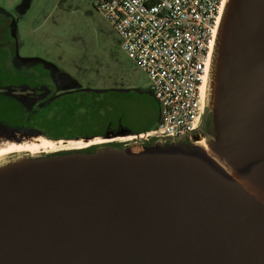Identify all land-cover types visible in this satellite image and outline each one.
Instances as JSON below:
<instances>
[{"label":"water","instance_id":"water-1","mask_svg":"<svg viewBox=\"0 0 264 264\" xmlns=\"http://www.w3.org/2000/svg\"><path fill=\"white\" fill-rule=\"evenodd\" d=\"M205 101L211 137L1 159L0 264H264V0H226Z\"/></svg>","mask_w":264,"mask_h":264},{"label":"rangeland","instance_id":"rangeland-1","mask_svg":"<svg viewBox=\"0 0 264 264\" xmlns=\"http://www.w3.org/2000/svg\"><path fill=\"white\" fill-rule=\"evenodd\" d=\"M94 3L95 0H0L1 80L7 66L16 63H25L32 72L48 73V78L59 86L53 99L61 111L56 115L52 111L44 113L47 119H55L49 124L32 120L27 124L32 130L14 132L0 124V148L21 144L40 131L64 137L63 131L94 135L110 127L132 130L143 123L156 124L158 106L149 93V77L125 53L121 38ZM91 90L104 92L93 94ZM36 97L25 86L0 87V122L24 121L30 111L22 115L20 99L37 102V106L43 104L45 97ZM52 97L53 94L49 96ZM143 111L151 112L149 119H143ZM134 134L137 133L98 137L118 142Z\"/></svg>","mask_w":264,"mask_h":264},{"label":"built area","instance_id":"built-area-1","mask_svg":"<svg viewBox=\"0 0 264 264\" xmlns=\"http://www.w3.org/2000/svg\"><path fill=\"white\" fill-rule=\"evenodd\" d=\"M226 0H95L149 77L158 119L130 141L201 136L212 52ZM130 137V138H131ZM201 138V137H200Z\"/></svg>","mask_w":264,"mask_h":264},{"label":"flooded vegetation","instance_id":"flooded-vegetation-1","mask_svg":"<svg viewBox=\"0 0 264 264\" xmlns=\"http://www.w3.org/2000/svg\"><path fill=\"white\" fill-rule=\"evenodd\" d=\"M6 71L7 72L5 73L4 81H2L0 78V87L4 86L6 88H13V87L32 86V85L28 84L29 82L33 83V85H37V86L47 85V86L52 87V89H53V91L51 92V94H49V96L53 94V98L55 99V97H56L55 93H56L57 89L59 88V86L54 84L52 79L48 78V75H49L48 73H46L44 71H43L44 73L40 72V71H38V72L37 71H35V72L29 71V69H26L25 63H22V64L16 63L13 65H8ZM0 77H1V74H0ZM44 80H45V82L42 83V81H44ZM90 92L93 94H99V93H102L104 91L91 90ZM153 99H154V97H153ZM155 102H156V100H155ZM156 105L158 106L157 102H156ZM150 113H151L150 111H143L142 112L143 119H146V118L149 119ZM209 117H210V114L206 110L205 115H204V121H203L202 129H203V131L207 137L212 136V128H211ZM1 124L4 125L8 129H14V132L17 131L16 129H20V128H14L13 126H10V125H6L5 123H1ZM153 124L150 122L149 123H143L139 127L133 128L132 130H128L127 128L116 129V128L110 127L108 129H106V131H103L100 134H94V135H80V134H76V133H69L67 131H63L61 133V136H64V137H57L54 134L48 133L47 131H42V133H39V134L47 137L48 139L65 140L66 141V140L78 139L81 137H85V138H87V137H98V136L107 137V136H112V135L120 136L123 133H136L137 131H139L143 127H149V126H152ZM127 142H130V140H124V141H118V142L116 141V143H127ZM63 150H65V149H61L59 151H63Z\"/></svg>","mask_w":264,"mask_h":264},{"label":"bare ground","instance_id":"bare-ground-1","mask_svg":"<svg viewBox=\"0 0 264 264\" xmlns=\"http://www.w3.org/2000/svg\"><path fill=\"white\" fill-rule=\"evenodd\" d=\"M38 135V134H37ZM132 139L129 138L127 140ZM114 138H92L89 140H85L83 138H78L76 140H52L48 139L45 136L38 135L29 140L21 143V144H14L12 143L9 146L4 148H0V160L4 157H7L11 154L17 153H28V154H36V153H50L58 151L61 148L65 149H73V148H84L88 146H92L99 143H104L108 141H113Z\"/></svg>","mask_w":264,"mask_h":264},{"label":"trees","instance_id":"trees-1","mask_svg":"<svg viewBox=\"0 0 264 264\" xmlns=\"http://www.w3.org/2000/svg\"><path fill=\"white\" fill-rule=\"evenodd\" d=\"M26 89H29L34 94V96H37L36 98H38V99L40 97H45V101L43 102V104H40L39 106H37V102L36 103H34V101L33 102H27V101H23L22 99H20V102L22 103V105H21L22 109L20 108L19 110L21 111L22 115L25 114L24 112H26V111H30L31 114L28 113V115H26V118L24 121L17 120L20 122H17V123L14 122V124H7L5 122L4 123L6 125L13 126L14 128H20L23 130L24 129L32 130L31 127H28L29 123H31L32 120L38 121V123L41 125L44 123L49 124V123L54 122L55 119L52 120V119H47L46 117H44V113H46L47 111H52L53 114L55 113V115L58 114L59 112H61L58 110L59 105H58L57 101H55L53 99V97H52V99L49 98V94H51V92L53 91L52 87L47 86V85H42V86L32 85V86H26ZM21 113H20V115H21ZM64 114L65 113H62V115H64ZM1 123H3V122H0V124ZM39 133H42V131L38 132V134ZM87 138H89V137H87Z\"/></svg>","mask_w":264,"mask_h":264},{"label":"crops","instance_id":"crops-1","mask_svg":"<svg viewBox=\"0 0 264 264\" xmlns=\"http://www.w3.org/2000/svg\"><path fill=\"white\" fill-rule=\"evenodd\" d=\"M155 125V124H154ZM153 125V126H154ZM153 126H149V127H143L142 129H140L139 131H137L138 133H141V132H144V131H146V130H148V129H150L151 127H153ZM144 129V130H143ZM136 132V133H137Z\"/></svg>","mask_w":264,"mask_h":264}]
</instances>
